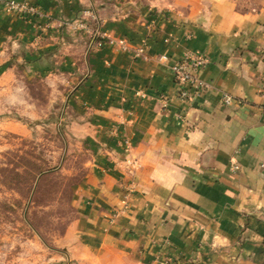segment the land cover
<instances>
[{"label": "crops", "instance_id": "crops-1", "mask_svg": "<svg viewBox=\"0 0 264 264\" xmlns=\"http://www.w3.org/2000/svg\"><path fill=\"white\" fill-rule=\"evenodd\" d=\"M5 1L0 76L46 80L88 144L64 264H264V2L13 0L39 10L22 18ZM186 52L208 62L181 97Z\"/></svg>", "mask_w": 264, "mask_h": 264}, {"label": "rangeland", "instance_id": "rangeland-1", "mask_svg": "<svg viewBox=\"0 0 264 264\" xmlns=\"http://www.w3.org/2000/svg\"><path fill=\"white\" fill-rule=\"evenodd\" d=\"M263 2L237 0L242 8ZM48 89L44 79L0 76V264L66 260L63 236L77 215L73 188L90 156L66 124L65 95Z\"/></svg>", "mask_w": 264, "mask_h": 264}, {"label": "built area", "instance_id": "built-area-1", "mask_svg": "<svg viewBox=\"0 0 264 264\" xmlns=\"http://www.w3.org/2000/svg\"><path fill=\"white\" fill-rule=\"evenodd\" d=\"M2 10L8 14L22 18L39 16L37 7L27 2L5 1L2 5ZM74 26L84 30L87 29L85 23L78 21L74 23ZM93 34L96 38L114 45L122 51L128 50L127 42L124 39L112 38L99 30L94 31ZM140 53V50L135 51V55H139ZM259 55L264 60V46L259 49ZM207 62V59L200 54L186 52L170 66L173 80L180 87L179 94L181 97L196 95L198 91L205 87L204 83L197 78L196 74ZM222 101L225 104H229L231 98L229 95H224ZM123 189V199L127 200L132 192V185L127 184Z\"/></svg>", "mask_w": 264, "mask_h": 264}]
</instances>
